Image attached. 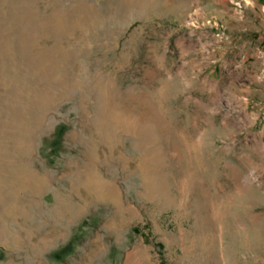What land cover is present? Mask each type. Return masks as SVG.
Segmentation results:
<instances>
[{"label":"rangeland","instance_id":"374dc122","mask_svg":"<svg viewBox=\"0 0 264 264\" xmlns=\"http://www.w3.org/2000/svg\"><path fill=\"white\" fill-rule=\"evenodd\" d=\"M0 264H264V0H0Z\"/></svg>","mask_w":264,"mask_h":264}]
</instances>
